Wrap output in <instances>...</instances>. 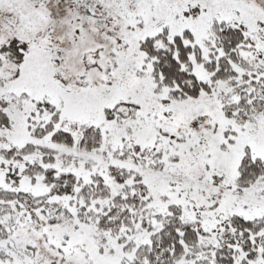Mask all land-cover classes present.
Returning <instances> with one entry per match:
<instances>
[{
  "label": "snow or ice",
  "instance_id": "6c2138e0",
  "mask_svg": "<svg viewBox=\"0 0 264 264\" xmlns=\"http://www.w3.org/2000/svg\"><path fill=\"white\" fill-rule=\"evenodd\" d=\"M0 264H264V0H0Z\"/></svg>",
  "mask_w": 264,
  "mask_h": 264
}]
</instances>
